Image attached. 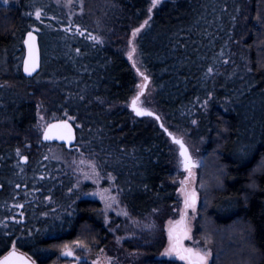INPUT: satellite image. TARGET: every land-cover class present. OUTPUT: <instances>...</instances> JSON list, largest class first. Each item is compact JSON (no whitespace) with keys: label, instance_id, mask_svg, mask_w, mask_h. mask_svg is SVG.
Segmentation results:
<instances>
[{"label":"trees","instance_id":"obj_1","mask_svg":"<svg viewBox=\"0 0 264 264\" xmlns=\"http://www.w3.org/2000/svg\"><path fill=\"white\" fill-rule=\"evenodd\" d=\"M34 25L43 67L26 78L23 41ZM1 80L0 173L57 145L43 143L38 127L48 110L50 122L69 119L79 132L76 148L57 146L96 159L132 216L172 211L182 175L175 143L154 117L131 110L141 94L166 128L205 142L194 236L210 264H264V0H163L157 10L150 0H0ZM25 206L24 225L4 222L15 209L0 221V258L16 248L53 264L66 245L93 253L111 239L99 201H72L38 223ZM140 241L126 246L147 251L145 264H186L156 257L166 240Z\"/></svg>","mask_w":264,"mask_h":264},{"label":"rangeland","instance_id":"obj_2","mask_svg":"<svg viewBox=\"0 0 264 264\" xmlns=\"http://www.w3.org/2000/svg\"><path fill=\"white\" fill-rule=\"evenodd\" d=\"M73 1L65 0L68 6H71ZM150 1L152 4V0ZM162 3L163 0L156 7L152 6L153 9L157 10ZM34 30L41 31V27L34 25ZM11 80L12 78L9 82ZM2 84L3 80L0 81V89ZM11 90L9 89L10 92H12ZM139 105L149 108L146 98L139 99ZM52 119H54L52 113L50 115L48 110L40 115L38 127H40L41 132ZM171 130L172 134L182 138L187 143L194 159L199 163L203 159L205 142H197L190 132L180 133L175 129ZM174 151L177 160V172L182 174L178 179V202L174 205L173 212L162 208L145 218H136L129 213L120 200L121 193L116 190L114 176L104 173L96 159L90 158L87 153L83 152L68 153L57 145L46 146L34 164H23L20 162L22 154L19 155L16 161L6 169L7 173H1L0 180L3 183L9 181L7 184H10L15 175L21 180L20 185L31 184L32 188L25 195L32 197V199L35 198V201L32 202L35 211V223L41 222L44 220L43 218L58 217L66 211L67 205L72 201L91 199L101 202L104 221L111 239L108 240L107 237L106 246L93 253L92 247L81 242H73L62 247L61 253L70 250L77 255L80 261H85V263L78 261L77 264H145L150 259L149 253L147 251L138 253V250L128 248L126 245L131 239L141 240L139 244H149L150 246H155L156 243L160 245L166 240L167 245L163 252L156 257H167L170 260L178 259L189 264L188 259H181L180 255L175 252L169 254L173 246L181 250V254H185L183 249H192L193 252H203L209 249L202 246L194 236L199 205L198 167L182 171L181 158L176 144H174ZM193 193L195 195L194 207L186 208V196ZM9 201L11 200L0 201V221L12 209H15L16 213L20 207L19 202L12 204ZM164 220L167 221L164 223ZM28 231L32 232L33 230ZM64 260L67 263L71 262ZM64 260L59 257L53 264H63L65 263ZM210 261L211 257L209 264Z\"/></svg>","mask_w":264,"mask_h":264},{"label":"water","instance_id":"obj_3","mask_svg":"<svg viewBox=\"0 0 264 264\" xmlns=\"http://www.w3.org/2000/svg\"><path fill=\"white\" fill-rule=\"evenodd\" d=\"M30 33L32 36L35 37L34 41L29 39ZM23 45H24V49H25V55H24L23 62H22V73L26 78H33L41 72L42 67H43V54H42L40 36H39L38 32H36L34 30L28 31L24 37ZM30 45H33L31 52H30ZM33 57L36 58L37 67L35 68L34 71L31 72V74H29V72L26 71L25 68H26V66H28V67L31 66ZM144 91H145V88H144L143 92ZM139 96L133 99V100L137 101L136 107H138L144 111L151 112V113H153V115L138 116L133 109V100H132L130 108L134 112V114L140 118L154 117L156 119V117H159V115L157 113H155L154 111L139 105V102H138ZM156 120L158 121L159 126L170 137L172 142L177 144L179 156L181 158V163H182V170L186 171V170L191 169L192 167L188 168V169L185 168V165H184V159L185 158L181 155V151H182L181 146H180V144L176 143L175 140H180L183 142L184 148L187 149V153L191 157V161L195 164V166H198V162L194 159V156H193L189 146L186 144V142L182 138L176 137L174 134H172L171 131L164 126L163 121L161 120L160 117H159V119H156ZM64 125H67L68 127L65 128V127H63ZM46 135L49 136L50 138L46 139L45 138ZM174 137H175V140L173 139ZM78 138H79L78 129H77L76 125L72 121H70L69 119H60V120H55V121L49 123L45 127V129L42 133V141L44 143H46V144L57 143L60 145H64L66 147V149H69V150H71L77 146ZM27 161H28V157L26 155L21 157L22 163L25 164V163H27ZM64 256L68 257V258L71 257V252L65 253ZM6 259L12 261L13 264H38L28 254H26L22 251H19V250H11L10 252H8L4 256H2L0 258V264H5Z\"/></svg>","mask_w":264,"mask_h":264},{"label":"snow or ice","instance_id":"obj_4","mask_svg":"<svg viewBox=\"0 0 264 264\" xmlns=\"http://www.w3.org/2000/svg\"><path fill=\"white\" fill-rule=\"evenodd\" d=\"M3 3L7 4L8 0H3ZM159 3H161V0H152V6L153 7H156ZM36 18L37 19L40 18V13L39 12L36 13ZM138 31H139V29H137V32ZM133 35L135 36V33H133ZM29 39L34 41L35 37L32 36L31 33H30L29 34ZM92 39H96V38L92 37ZM32 48H33V45H30V52H31ZM36 67H37V61H36V58L33 57L31 66L30 67L26 66L25 70L28 71L29 74H31V72L34 71ZM145 79H147V77H145ZM136 103H137V101L133 100V109H134V111L136 112V114L138 116L153 115V113H151V112H147V111H144V110L136 107ZM156 119H159V117H156ZM63 127L67 128L68 126L64 125ZM45 138L48 139L50 137L46 135ZM173 139L175 140V137ZM175 142L180 144V146H181V149H182L181 155L185 158L184 159L185 168L188 169V168H191V167H195V164L191 161V157L187 153V149L184 148L183 142L180 141V140H175ZM194 204H195V195H194V193L191 194V195L186 196V200H185L186 208L190 207V206L194 207ZM170 235H171V233H170ZM182 251L186 255L185 254H181V250H179L175 246H173V248L170 250L169 254H171L172 252H175L177 255H180L181 259H188L189 264H209V258L212 255L210 250H206V251H203V252H200V251L193 252L192 249H183ZM5 264H13V262L6 259Z\"/></svg>","mask_w":264,"mask_h":264},{"label":"flooded vegetation","instance_id":"obj_5","mask_svg":"<svg viewBox=\"0 0 264 264\" xmlns=\"http://www.w3.org/2000/svg\"><path fill=\"white\" fill-rule=\"evenodd\" d=\"M27 155V154H26ZM28 157V162H30V159H29V156L27 155ZM28 165V164H26ZM0 179H1V173H0ZM29 190V186L24 184V185H20L19 183H11L10 184H5L3 182H1L0 180V193H3L5 196L4 199H2V201L4 200H14V201H17L19 202L20 204V207L17 209V213L12 216V217H9L7 219L4 220V222H15L17 224H20V225H24L26 223V217H27V214H26V206H24V204H26L28 202V200L32 203L33 201H35V198L32 199V197H27L25 194L28 192ZM74 254V253H73ZM71 255L70 258H67V257H62L61 258L64 260H70L71 262L70 263H75L77 264L78 261H80V259L77 257V255ZM84 260V259H83ZM65 263L63 264H70V263H67V261H63ZM83 262L85 263V261H80V263Z\"/></svg>","mask_w":264,"mask_h":264}]
</instances>
